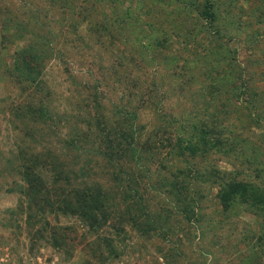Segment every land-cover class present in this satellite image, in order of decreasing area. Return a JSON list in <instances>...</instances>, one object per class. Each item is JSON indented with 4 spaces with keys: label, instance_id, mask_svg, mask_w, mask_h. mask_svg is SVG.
I'll list each match as a JSON object with an SVG mask.
<instances>
[{
    "label": "rangeland",
    "instance_id": "rangeland-1",
    "mask_svg": "<svg viewBox=\"0 0 264 264\" xmlns=\"http://www.w3.org/2000/svg\"><path fill=\"white\" fill-rule=\"evenodd\" d=\"M206 2L0 0V264H264V0ZM115 108L139 197L88 140Z\"/></svg>",
    "mask_w": 264,
    "mask_h": 264
},
{
    "label": "trees",
    "instance_id": "trees-1",
    "mask_svg": "<svg viewBox=\"0 0 264 264\" xmlns=\"http://www.w3.org/2000/svg\"><path fill=\"white\" fill-rule=\"evenodd\" d=\"M191 5V4H190ZM221 10L218 9L216 0H207L206 5L204 6V9L202 10H197L199 17L203 19V21L209 25V27H214V32L219 34L220 30L218 27L213 26L218 20L217 16L220 13ZM129 15V13L127 14ZM106 28V26H104ZM104 28H102V31L104 32ZM33 47L29 46V56L28 55H23L21 59V66L19 67L20 69V76L25 77V79H28L30 82L34 81L36 82L34 77L31 75V62L35 61V59L30 58V55H33ZM214 53V51H211ZM215 55H217L215 53ZM31 61V62H30ZM217 63L220 61L219 59H215ZM25 70H29L27 74H22ZM22 79V78H21ZM238 86H225V89L227 90L229 94L232 95V97L236 98L239 100L240 97V92L236 93ZM214 90L216 92H220L219 89L214 86ZM212 91V89H211ZM208 107V106H207ZM28 114H30L32 117H34L36 120L45 119L49 120L50 116H48V111L49 108L48 106H45L43 104L36 105V104H27L26 106ZM14 109V107L12 108ZM210 109V108H209ZM207 108V110L209 111ZM18 110L15 109V111ZM113 111L114 115L116 116L115 122L112 124L106 123V124H101V117L98 115L93 116V118H96V129H95V135H93L92 138L88 137V140L91 139L94 144H92V148L96 154L102 156L103 158L106 159L108 162L109 166L116 167L117 169L114 171L112 181L115 184H118L119 186L122 187L124 186L125 190H132L133 193L130 194V198L134 197H139V188L140 183H139V177L134 176L135 171L134 169H131L129 171L126 170L125 165L128 163H132L138 161L140 162L141 155L144 153V148H142V144L140 142L141 136L143 134L142 127L138 128L137 123L135 122L136 118V112L135 111H129V109L124 108V109H119L117 110L116 108ZM50 114V113H49ZM51 115V114H50ZM174 121H176L174 119ZM203 128H200L199 133H195L196 130L195 128L192 127V131L188 132V135L190 136L189 139H192L193 137L197 136H203L204 133L202 132ZM103 135V136H102ZM88 136V132H87ZM214 136H212V139ZM179 139V138H178ZM75 141V140H74ZM76 142V141H75ZM177 146L180 147V143H177ZM179 154L184 157V152L179 151ZM137 165H139L137 163ZM137 170L142 171L141 167L135 168ZM127 171V172H126ZM129 172V173H128ZM138 172V171H136ZM126 174L125 178L124 175ZM137 174V173H136ZM120 176V177H119ZM96 185V184H95ZM98 185V184H97ZM99 188V187H98ZM89 194V196H92V200H89L88 203L91 204L92 211L94 207L100 202H96L94 199V195L90 194V192H86V195ZM98 194L101 196H106V194L98 191ZM85 197V195H84ZM107 197V196H106ZM81 198L80 200H82ZM95 205L94 207L92 206Z\"/></svg>",
    "mask_w": 264,
    "mask_h": 264
}]
</instances>
